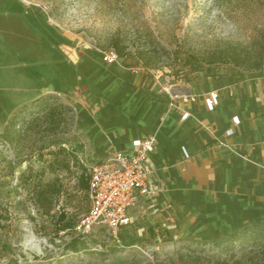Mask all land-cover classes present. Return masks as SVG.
Instances as JSON below:
<instances>
[{
  "label": "rangeland",
  "instance_id": "1",
  "mask_svg": "<svg viewBox=\"0 0 264 264\" xmlns=\"http://www.w3.org/2000/svg\"><path fill=\"white\" fill-rule=\"evenodd\" d=\"M8 13L22 17L5 26ZM22 26L30 32L50 29L59 47L61 39L100 55L115 41L127 63L176 85L222 69L264 74V0H0V78L21 64L31 68L35 50L44 46L32 35L20 41ZM138 53L153 67H145ZM232 58L239 66L225 63ZM47 94L19 115L14 145L3 138L13 112H0V264H207L194 257L181 261L175 253L206 255L211 249L203 242L224 237L228 228L185 224L173 233V227L152 223L158 213L139 206L117 239L95 227L78 253L65 249L89 208L78 178L97 162L84 157L72 107L69 112L58 96ZM65 158L68 170L62 167ZM41 189L47 193L40 195ZM128 229L142 245L123 246Z\"/></svg>",
  "mask_w": 264,
  "mask_h": 264
},
{
  "label": "crops",
  "instance_id": "2",
  "mask_svg": "<svg viewBox=\"0 0 264 264\" xmlns=\"http://www.w3.org/2000/svg\"><path fill=\"white\" fill-rule=\"evenodd\" d=\"M19 16L8 13L2 21L9 26ZM21 28L20 41L32 35L44 46L35 50L31 68L21 64L13 75L1 76L0 112H14L51 92L74 110L84 157L96 164L114 151L129 154L134 141L155 135L148 165L159 193L136 205L158 213L154 225L173 227V233L185 224L210 225L213 231L226 227L228 234L264 225L263 73L222 69L186 86L173 84L175 91L198 96L183 107L189 117L182 121L158 92L157 71L134 75L123 64H105L99 52L61 39L59 47L50 29ZM212 91L219 101L209 111L202 95ZM151 231L144 239L151 241Z\"/></svg>",
  "mask_w": 264,
  "mask_h": 264
},
{
  "label": "built area",
  "instance_id": "3",
  "mask_svg": "<svg viewBox=\"0 0 264 264\" xmlns=\"http://www.w3.org/2000/svg\"><path fill=\"white\" fill-rule=\"evenodd\" d=\"M101 58L108 65L123 64L134 75L148 71L141 65H130L113 49L101 52ZM155 78L159 94L167 99L168 109L178 111L182 121L188 119L189 113L183 107L196 103L198 96L175 91L173 84L159 75ZM202 98L207 110L213 111L219 94L212 91L202 95ZM227 134L232 135V131ZM155 147L156 136L148 135L133 142L131 153L114 151L104 161L86 168L89 208L76 226L79 234L89 235L95 227H100L117 239L120 231L130 224L129 211L137 205L139 198L152 199L159 193L152 180L153 171L148 165V156Z\"/></svg>",
  "mask_w": 264,
  "mask_h": 264
},
{
  "label": "trees",
  "instance_id": "4",
  "mask_svg": "<svg viewBox=\"0 0 264 264\" xmlns=\"http://www.w3.org/2000/svg\"><path fill=\"white\" fill-rule=\"evenodd\" d=\"M111 48L116 52L118 56H122L121 49L118 46L117 42L111 43ZM139 57L142 59V63L145 67H153L150 62L143 58L141 53H138ZM144 59V60H143ZM231 62L225 63H233L236 66H239L232 58ZM218 60H213L210 63H215ZM42 98L25 104L13 112V115L8 119L5 130L3 134V138L6 139L8 143L14 145L17 137V129L19 128L18 117L19 115L29 108L30 106H36L40 104ZM69 112H72L70 106H65ZM60 151H64L61 149ZM62 167L65 170L69 169V161L65 158L61 161ZM78 188L83 193L84 197L87 199V191H88V175L86 168H82V172L78 178ZM47 190L41 189L40 195L46 194ZM55 194H58L59 191H55ZM87 213V212H86ZM85 213V214H86ZM124 229V228H123ZM88 235L79 234L73 238H71L65 245V249L70 251V253H78L80 247H84L86 245V238ZM121 238V237H120ZM124 242L123 246L127 248L137 247L143 244L144 240L131 236L130 234L122 237ZM149 241L148 239H145ZM204 245L209 247L208 254H203L204 252H186L182 254L180 252H176L175 256L184 261L186 258H195V263H199L202 259H206L207 264H264V225H254L247 226L241 228L237 231H234L225 237L209 241L203 242ZM215 251V252H214Z\"/></svg>",
  "mask_w": 264,
  "mask_h": 264
},
{
  "label": "water",
  "instance_id": "5",
  "mask_svg": "<svg viewBox=\"0 0 264 264\" xmlns=\"http://www.w3.org/2000/svg\"><path fill=\"white\" fill-rule=\"evenodd\" d=\"M48 89H49V90H52V87L50 86Z\"/></svg>",
  "mask_w": 264,
  "mask_h": 264
}]
</instances>
